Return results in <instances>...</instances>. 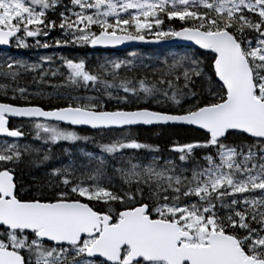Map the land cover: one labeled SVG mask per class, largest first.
Masks as SVG:
<instances>
[{
  "label": "snow or ice",
  "instance_id": "obj_1",
  "mask_svg": "<svg viewBox=\"0 0 264 264\" xmlns=\"http://www.w3.org/2000/svg\"><path fill=\"white\" fill-rule=\"evenodd\" d=\"M0 50V264H264V0H0Z\"/></svg>",
  "mask_w": 264,
  "mask_h": 264
},
{
  "label": "trees",
  "instance_id": "obj_2",
  "mask_svg": "<svg viewBox=\"0 0 264 264\" xmlns=\"http://www.w3.org/2000/svg\"><path fill=\"white\" fill-rule=\"evenodd\" d=\"M56 35H57L56 33H53V36H56ZM69 49L71 52L61 53L60 55L78 58L82 54L83 55L85 54V53H74L75 50H78V47H74L72 49L69 48ZM84 50H86L87 52H89V51L97 52V62H100V58L102 57V55L125 56V52H127V51H113V50H103V49L91 50V49H89V47H84ZM136 50L138 52L137 53L138 55L143 56V57H152L153 60H155V58L158 55L166 54L169 51H175V48L173 46V47H161V48H137ZM31 52H33V51H21V52L17 53L15 50H11L9 52V54H17V55H21V56H24L27 58V57L31 56V54H32ZM3 55H4V53H0V56H3ZM31 87L33 89L34 87L37 88L38 86L32 85ZM39 102L41 104H44V105L48 104V101H46V100H39ZM136 135L139 137L141 142L149 143V144H153V145L158 144L162 151H166L167 147L170 143V140H185L186 138H188L192 134L186 132L183 129L154 128V127L142 128V127H140L136 131ZM92 136H97V134H94ZM97 139L99 140L98 136H97ZM105 139H107V137H105ZM81 145L82 146L90 145L93 148H95L93 144L81 143Z\"/></svg>",
  "mask_w": 264,
  "mask_h": 264
},
{
  "label": "rangeland",
  "instance_id": "obj_3",
  "mask_svg": "<svg viewBox=\"0 0 264 264\" xmlns=\"http://www.w3.org/2000/svg\"><path fill=\"white\" fill-rule=\"evenodd\" d=\"M69 48H74V47H67V48H61V49H56V48H50V49H41L39 50V54L40 55H53L55 54H61V53H69L71 52ZM74 50V49H73ZM23 51V50H22ZM86 50H84V48L78 47V50H75L74 53H85L84 55L82 54L81 56H79L78 58H86L89 64H92L93 66H95V64L97 63V52H85ZM128 52H135L138 53L136 49L130 50L125 52V56H110V55H102V57L100 58V62H103L104 59L109 58V59H123L126 57ZM31 58H35L37 53L35 51L31 52ZM39 87V86H38ZM33 90H36V88L34 87ZM45 91H51V89H44ZM92 94V93H89ZM81 145V144H80Z\"/></svg>",
  "mask_w": 264,
  "mask_h": 264
},
{
  "label": "water",
  "instance_id": "obj_4",
  "mask_svg": "<svg viewBox=\"0 0 264 264\" xmlns=\"http://www.w3.org/2000/svg\"><path fill=\"white\" fill-rule=\"evenodd\" d=\"M161 47H173V45L170 42H163V43H152V42H139V41H133V42H125V44L116 46V47H100L97 46L95 48L89 47L92 50L97 49H103V50H113V51H129L137 48H161ZM145 128H149L151 126H144ZM87 129V128H86Z\"/></svg>",
  "mask_w": 264,
  "mask_h": 264
},
{
  "label": "flooded vegetation",
  "instance_id": "obj_5",
  "mask_svg": "<svg viewBox=\"0 0 264 264\" xmlns=\"http://www.w3.org/2000/svg\"><path fill=\"white\" fill-rule=\"evenodd\" d=\"M89 49H90V48H89ZM91 50H92V49H91ZM0 53H4V51L0 50ZM34 102L40 103L39 100H36V101H34ZM142 128H145V127H142ZM80 132H81V134H83V135H89V136H92V135H94V134H97V133L93 132L92 130H90V129H86V128H81V129H80ZM97 136H98V134H97ZM30 138H31V137H30ZM30 138H29V139H30ZM63 147H64V145H61L60 147L55 148V152H56L57 154H59L60 151H61V149H62ZM80 147L84 148V149L87 150V151L98 152V149H97V148H93V147L90 146V145H88V146H82V145H80Z\"/></svg>",
  "mask_w": 264,
  "mask_h": 264
}]
</instances>
